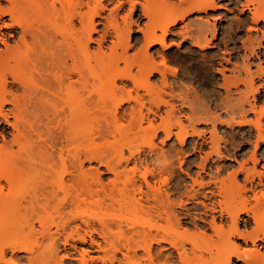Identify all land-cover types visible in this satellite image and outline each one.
<instances>
[{
	"label": "bare ground",
	"instance_id": "6f19581e",
	"mask_svg": "<svg viewBox=\"0 0 264 264\" xmlns=\"http://www.w3.org/2000/svg\"><path fill=\"white\" fill-rule=\"evenodd\" d=\"M214 7V0H0V264L18 258L24 264H89L77 243L109 253L100 256L101 264H264V174L254 168L255 153L253 169L243 162L232 171L245 173L240 190L253 193V203L242 196L241 202L220 200L229 196L228 187L205 162L219 156L215 122L221 119L211 113L184 124L170 101L175 96L168 79L177 72L166 61L167 40H188V52L210 47L208 28L184 22ZM241 7L251 23L264 27V0H244ZM233 23L239 32L243 22ZM133 26L141 35L134 42ZM261 30L253 39L259 47ZM244 67L245 86L258 92L252 75L264 81V66L253 73ZM240 107L238 116L247 112ZM256 108L249 104L255 121L244 114L236 121L234 111L220 121L251 124L254 149L264 141V108ZM199 120L212 126L211 151L198 164L208 179L197 173L173 200L176 164L184 163L188 138L201 137L194 126ZM123 123L133 135L124 144L128 153L105 150ZM159 133L161 143L174 137L177 151L167 156L157 149ZM66 246L76 255H59Z\"/></svg>",
	"mask_w": 264,
	"mask_h": 264
},
{
	"label": "rangeland",
	"instance_id": "374dc122",
	"mask_svg": "<svg viewBox=\"0 0 264 264\" xmlns=\"http://www.w3.org/2000/svg\"><path fill=\"white\" fill-rule=\"evenodd\" d=\"M138 1L143 2L144 0ZM155 2L157 3V1ZM214 2L215 7L212 10H207L206 13L193 12L184 22L191 28H195L198 24L200 26L202 24V27L206 30L208 28L206 34L211 41L210 47L202 51L194 48L192 52H188L186 50L189 46L188 40L183 41L179 35H175L170 40H167L169 47L166 50V61L169 67L175 69L177 72L176 79L173 80L171 77L168 79V82L171 83L173 89L171 91L167 89V92L170 91V93L175 96V99L173 98L170 100L174 105V114L176 117L180 118L184 124H187V118L197 119L208 114L210 115L211 113V115L216 116L217 114L221 120L227 121L229 116H231L234 112L236 114L239 107L243 106L247 112L243 111L245 113H240V116L233 114L232 117L235 118L234 120L239 121V117L242 119L245 116L244 118H246V120L255 121L256 116L258 115H254V113L249 111L248 108L249 104L253 102L257 107L256 110L264 108V81L256 75H252V83L255 87H258V92H251V90L246 87L247 85L245 86L249 77L245 72L244 64L249 67L252 73L255 71L258 64L264 66V42H262V46L259 47L253 40L254 37L260 35L261 29V31L264 32L263 23L260 22L253 24L250 22V13L243 10L241 7L244 0H214ZM138 7L139 6L136 8V14L140 13V9ZM126 9L127 7H124V9L120 11V16L126 12ZM235 18L243 22V26L239 28V32L234 31L233 22L236 20ZM133 19H135V17ZM198 19L201 20L199 21ZM196 20L199 21V23L195 22ZM96 22H101L100 18H96ZM204 22H207V24L204 25ZM212 24L216 27V34L214 37H210ZM178 26H182V24L180 23ZM101 27V23H99L97 30L101 29ZM135 35H138L137 37L141 36L139 32L136 31L135 26H133L131 34L132 41ZM93 37H96L95 33L93 34ZM251 41L253 42L251 43ZM242 44H244V46ZM252 44L254 53L249 51L251 49L250 45ZM91 47H94L93 44H91ZM154 47L157 48L158 46ZM131 52L132 51L130 50V53ZM220 68L223 71V76L228 77L230 80L227 85H225V82L223 81L222 73L219 72ZM155 77L153 79L151 78V81H153ZM226 86H229V90ZM181 97L186 98L189 103L184 104V106L183 104H180ZM240 110L239 112L242 111ZM228 111H230L229 113L234 112L229 114ZM239 112L237 113L239 114ZM242 114H244V116ZM221 120L217 119L215 122V131L218 134L217 140L219 139V156L216 154H211V156H209L205 162L206 171L209 172L208 168L210 167L211 171L214 173V177L219 179V181H222L223 184L228 187L229 192H227L229 196L227 195V198L229 197V199L221 198L220 200L240 201V198L244 197L242 200L246 199L249 200V203H253V199L251 198L253 193L248 191L244 194L242 190H240L241 186L244 185L245 173L240 172L234 176L232 171H237L239 169L238 164L243 162H246L245 167L247 170L253 169V164L250 160L252 155L255 153L257 163L255 167H253L257 172L264 174V141L259 140L257 147L254 149L256 131L251 124L245 126H237L236 124L227 126L225 123V125L222 124L223 121L220 122ZM261 124L264 128V114L261 116ZM194 126L202 132V135L200 138L196 136L189 137L187 145L182 150L184 154L181 151L184 163L181 165V169L178 167V164H176V179L179 183V189L174 191L175 196L172 197L173 200H175L174 198L179 200L178 195L185 192V189H190L189 186L192 184L190 178H195L197 173H200L202 179H204L203 182L208 179V176L205 175L207 172L199 170L200 168L198 164L202 162L201 158L211 151V145L208 142L209 139H207L209 136L208 132L212 129L211 122H203L202 120H199L194 123ZM130 133V130L126 128L125 123H123V125L117 124L112 135L113 138L109 136L108 139L110 140L107 141L106 139L107 142H105L109 144L106 145L103 143L101 145L102 150L103 145L105 144L107 146L106 148L104 145L105 150L111 149V151H117L122 147L124 152L128 153V150L125 148L127 146L124 144L128 142L130 139L129 137L133 136ZM162 140L163 135L159 133L158 137L154 139L157 149H162L167 156L168 154L177 151L178 145L174 137L170 140H164V143H161ZM136 141V144L142 142L140 139H136ZM195 142L197 144H195ZM141 149L143 151H147L145 146H142ZM235 183L237 184L235 185ZM170 185H174L173 180L172 182L170 181ZM237 185L240 187H237ZM194 188L198 189L197 185L196 187L194 186ZM177 192L178 195L176 194ZM180 197L182 200L187 199L183 195ZM242 217L245 216L242 215ZM98 241L101 240L98 239ZM76 246L78 247V250H80V248L85 249V258L89 264H101L100 256H103L104 252L109 255L106 251L96 250L95 247L92 248L86 244L77 243ZM70 252L75 254L73 249L69 246H66L64 249L62 247L59 251V255L64 256L65 253ZM19 256H21V254H19ZM116 256L121 258L120 254H116ZM64 263L77 264V261L65 259ZM15 264H24V260L18 258ZM114 264H116V262Z\"/></svg>",
	"mask_w": 264,
	"mask_h": 264
}]
</instances>
